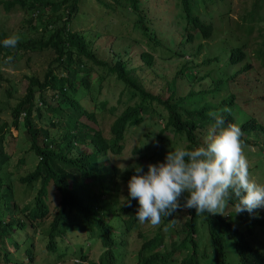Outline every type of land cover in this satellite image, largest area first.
<instances>
[{
  "label": "rangeland",
  "instance_id": "374dc122",
  "mask_svg": "<svg viewBox=\"0 0 264 264\" xmlns=\"http://www.w3.org/2000/svg\"><path fill=\"white\" fill-rule=\"evenodd\" d=\"M121 2L123 5H117L114 0H78L71 26L86 36L98 58L110 62L111 59L122 56L127 59L128 66H135L136 70H141L143 76L145 75L146 86L153 91L162 90L164 96L168 94L166 82L168 85V82L174 80L176 92L173 98L183 96L184 105L192 111L188 115L197 121L202 107H205L206 114L209 112L221 114L220 111L227 107L238 124L254 117L264 125V0H191L192 13L202 21L212 24V32L208 37H204L198 28L186 20L180 0H138L137 10L131 9L125 0ZM137 12L144 17L148 16L141 25L146 27L150 25L152 27L150 31L162 44L147 38L134 26ZM28 17L29 14L23 9L5 10L0 3V28L13 30V34H16L17 30L23 31L25 35L27 33L36 35L27 23H22ZM233 47H240L243 50V58L240 61L231 62L230 53ZM142 50L153 55V68L147 66L144 68L143 62H140L139 53ZM176 53H182L184 58L178 57ZM52 56L50 50L19 51L14 60L6 64L4 61L7 57L3 58L0 55L2 74L0 123L3 121L10 123L12 120L11 108L23 93L21 87V81L25 79L23 74L34 73L43 77ZM185 59L189 60L188 70H182ZM84 60L88 68L87 71L81 70L80 75L88 72L89 85L80 86L77 96L92 117L84 113L80 118L108 135L114 117L127 104L135 102L138 96H131L128 87L104 64L88 58ZM246 64L250 66L243 69ZM190 70L195 77L191 76V73L187 74ZM14 88L18 93L7 92V89ZM191 91L194 92L189 95ZM231 95L234 97L233 103L223 108L219 107L218 102ZM52 96V91L47 90L45 101L49 102L53 99ZM153 104L161 113H166L161 105L156 102ZM41 112V119L35 116L36 124L47 126L51 132L58 131L59 125L51 123L50 112L43 106ZM58 120L63 123L65 118ZM199 122L203 128L197 131L198 140H204L205 146L208 128L214 120L210 117L205 122ZM162 125L163 122L157 114L144 115L141 123L129 126L121 152H109L103 156L112 172L106 171L104 174L102 181L104 191H110V185L117 181L118 189L112 190L110 198L98 211L93 209L92 213L97 217L101 216L113 226L116 243L111 246V250L114 253L115 264L136 263L138 248L142 241L137 235L138 231L141 230L147 236L156 231V227L140 222L136 227L125 229L123 221L125 215L121 214L117 205L128 197V181H123L120 173L132 165L163 163L169 151L182 147L187 142L184 133L167 129L164 131L165 141L162 147L153 154ZM242 133L248 138V142L242 141L248 160L249 176L258 184L264 185V131L252 129ZM82 148L91 150L88 144H82ZM4 149L10 155L0 166V218L6 221L9 217H15L18 220L3 225V229L1 227L0 233H3L2 239L7 244L11 260L5 262L0 258V264H93V260L97 261L105 247L98 234L92 233L97 231L70 226L79 221L83 222V215L75 211L66 212L60 224V232L55 235L58 245L56 249L48 248L46 233L59 200L58 189L52 181L46 186L47 203L51 214L41 220L25 217L24 206L32 202L41 183L40 180L31 183L19 180V176L32 170L37 162V156L30 148L22 115L19 117L17 127L13 124L4 130ZM72 152H75V149H72ZM113 166H119V170L114 172ZM185 195L182 194L179 198L183 203ZM13 202L16 204L15 207ZM259 209L263 210L264 217V208ZM234 212V207L228 203L224 214L244 232L252 245L264 252V226L249 229L248 219L245 217L244 221H241L234 218ZM187 215V209L177 210L172 215L176 223L166 224L162 228L164 242L167 245L179 246L167 264H184L182 258L193 249L196 250L199 264H216L215 248L203 214L196 217V232L193 239L187 235L183 224ZM19 220L21 224H18ZM185 236L187 239L184 242ZM183 242L186 248L182 247ZM31 249L34 256L30 260L28 252H31ZM224 249L226 264H241L234 241L229 235L224 236ZM84 254L87 257L81 259L80 256Z\"/></svg>",
  "mask_w": 264,
  "mask_h": 264
},
{
  "label": "trees",
  "instance_id": "16d2710c",
  "mask_svg": "<svg viewBox=\"0 0 264 264\" xmlns=\"http://www.w3.org/2000/svg\"><path fill=\"white\" fill-rule=\"evenodd\" d=\"M125 1L129 3L131 9L137 10L138 0ZM114 2L117 5H123L121 0H114ZM0 3L5 10L20 8L28 13L29 17L25 18L22 23H27L28 27L36 32V35L30 33L25 35L23 31L16 30L15 33L20 36V41L15 48H5L2 41L6 37L13 35L14 32L13 30L9 31L5 28H0L1 57L12 56L13 61L19 51L42 52L50 50L53 53L43 77L34 73L23 74L26 81L25 79L21 81L23 93L11 108L12 120L10 123L7 121L0 123V166L9 159L10 155L4 149V130L13 124L17 127L19 117L22 115L23 125L30 140V148L37 156V162L32 170L20 175L19 180L24 183H31L39 179L41 183L32 202L24 206L23 213L25 217L32 220H41L51 214L47 203L46 186L48 181H52L59 191V200L52 213L49 230L46 233L48 235V248L50 250L56 249L58 245L55 235L60 232V224L64 220L67 211H75L83 215V222L79 221L70 226L74 225L79 229L97 231V233H92L98 234L105 247V251L100 254L99 259L97 261L93 260L92 263L115 264L114 253L111 250V246L116 243L113 235V226L101 216L97 217L92 213L96 205L101 207L100 202L104 201V195L107 194L108 198H110L112 190L118 187L117 181L110 185V191H104V186L102 185L104 174L106 171L112 172L110 166L105 163L103 156L109 152H121L124 146L123 140L129 126L141 123L144 115H151L152 113L157 114L158 118L163 122L153 154L162 147L165 141L163 139L164 131L167 129L184 133L187 142L183 147L193 150L195 149L194 146H199L197 131L203 128L202 123L199 121L205 122L210 116L205 113V107L200 109L199 121L188 115L192 111L184 105V97L173 98V94L176 92L174 80L168 82V85L166 82L168 94L164 96L162 90L153 91L146 86L144 83L145 75L143 76L141 70H136L135 66H128L127 59L122 56L119 55L111 59L110 62L98 58L89 45L86 36L71 26V20L75 18L74 12L77 10L78 0H58L56 2L51 0H0ZM180 5L186 20L192 26L198 28V31L204 37H208L212 32V24L202 21L197 15L192 13L191 0H180ZM147 17L137 12V19L133 23L134 26L147 38L162 44L157 36L150 31L152 28L150 25H147V27L141 25L144 18ZM243 53L240 47H233L230 53L231 62L240 61L243 58ZM176 54H178V57L184 58L182 53ZM139 56L144 68L145 66L153 68L154 57L150 52L142 50ZM84 58L104 64L109 71L114 73L128 87L131 96H138L135 102L127 104L114 117L110 123L108 135H105L100 128H95L80 118L84 113L92 117V114L87 113L77 96L80 86L88 87L89 85L88 72L80 75L81 70L87 71L88 68ZM188 61V59H185L182 70L190 68L187 65ZM249 66V64H246L243 69ZM190 73L191 76L195 77L191 70L187 74ZM0 77H2V74H0ZM47 90H51L53 93V99L49 102L45 101ZM7 92L9 94L18 93V90L16 88L7 89ZM193 92H189V95ZM153 102L161 105L166 113L163 114L157 110L153 106ZM232 102L233 95L221 99L218 104L219 107L223 108ZM42 106L50 112L51 123L59 125L60 129L58 131L51 132L47 126H38L36 124L35 116L41 119ZM220 112V115L225 120V126L233 123L239 126L242 132L252 129L264 131V125L254 117L238 124L234 115L223 110ZM58 118H65V121L61 123ZM241 139L248 142V138L244 135H242ZM82 144H88L91 146V150L83 149ZM202 145L204 146V143ZM72 149H75V152H72ZM149 164H157V162H150ZM149 164L145 166L142 164L132 165L121 172L120 177L124 179L123 181H129L132 175L137 174L135 172L136 167H141L143 172H147ZM113 168L114 172L119 170L118 166H113ZM129 201L131 206H128ZM115 202L117 203L118 200ZM179 202L183 204V201L179 200ZM235 203V198L229 202L233 207ZM13 205L14 207L16 206L15 202H13ZM138 207V201L129 197H126L125 200L120 201L117 205V209L121 211V214L123 213L126 216L123 217L126 230L139 225V221L135 216ZM234 216V218H238L241 221H244L246 217L248 219L247 228L249 229L254 226H264L263 210L259 208L254 209L252 213L243 212L240 215H235L234 212ZM196 217L194 209L188 210V216L183 223L188 231L187 235L192 239L193 234L196 232ZM203 217L209 226V233L215 248L216 264H226L225 235H229L233 239L241 264H264V252L252 245L245 237L244 232L233 224L228 217L208 213H204ZM15 220L18 219L9 217L5 221L0 218V231L3 229V225L13 223ZM172 221L175 223V218L172 216L162 217L161 225L156 227L155 233L151 236L145 235L141 230L138 231L137 235L142 239V242L138 248L137 262L134 264L168 263L179 246L177 244L167 245L164 242V235L161 231L166 224H173ZM17 222L21 224L20 220ZM2 236L3 233H0V258L5 262H9L11 260L9 257L10 253ZM170 243L172 242L170 241ZM28 255L31 260L34 256L32 249L31 252H28ZM86 257L87 255L85 254L80 256L81 259ZM182 260L184 264H199L195 249L188 252Z\"/></svg>",
  "mask_w": 264,
  "mask_h": 264
},
{
  "label": "clouds",
  "instance_id": "9594fccd",
  "mask_svg": "<svg viewBox=\"0 0 264 264\" xmlns=\"http://www.w3.org/2000/svg\"><path fill=\"white\" fill-rule=\"evenodd\" d=\"M19 41L20 36L13 34L2 44L5 48H15ZM12 59L8 56L4 63H10ZM223 111L231 110L226 107ZM208 115L214 123L208 128L205 146H201L202 140L198 147L188 150L183 147L185 143L169 151L165 162L149 164L147 172H143L141 167L135 168L137 174L131 176L127 190L128 197L138 201L135 216L141 224L158 227L162 217H170L177 210L185 209L187 213L194 209L196 215H225L224 211L233 198L236 200L235 214L264 208V185L249 176L240 127L233 123L225 126L223 116L216 112ZM182 194H186L183 204L179 202ZM103 199L101 206L109 199L107 194ZM128 206H131L130 201ZM95 209L98 211L100 207L96 205ZM186 239L187 236L183 241ZM184 242L182 247L186 248Z\"/></svg>",
  "mask_w": 264,
  "mask_h": 264
}]
</instances>
